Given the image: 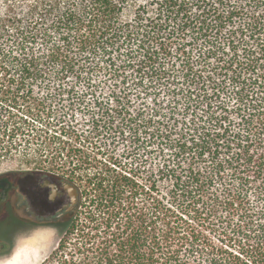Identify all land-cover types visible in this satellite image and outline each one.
<instances>
[{
    "label": "trees",
    "instance_id": "16d2710c",
    "mask_svg": "<svg viewBox=\"0 0 264 264\" xmlns=\"http://www.w3.org/2000/svg\"><path fill=\"white\" fill-rule=\"evenodd\" d=\"M18 151L85 165L41 264H264V0H0Z\"/></svg>",
    "mask_w": 264,
    "mask_h": 264
},
{
    "label": "flooded vegetation",
    "instance_id": "af4514ba",
    "mask_svg": "<svg viewBox=\"0 0 264 264\" xmlns=\"http://www.w3.org/2000/svg\"><path fill=\"white\" fill-rule=\"evenodd\" d=\"M46 180L56 183V195ZM64 178L41 172H23L5 175L0 186V223L21 227H56L67 223L72 212H67L65 204L69 202L67 191L62 182ZM69 181V180H68ZM37 192L39 197L30 196Z\"/></svg>",
    "mask_w": 264,
    "mask_h": 264
},
{
    "label": "rangeland",
    "instance_id": "374dc122",
    "mask_svg": "<svg viewBox=\"0 0 264 264\" xmlns=\"http://www.w3.org/2000/svg\"><path fill=\"white\" fill-rule=\"evenodd\" d=\"M44 167L49 168L48 163L42 165L26 163L19 155V151L14 156L0 157V186L7 174H20L28 171L41 172ZM84 167L85 165L78 163L74 175L71 174L80 194L84 190V179L80 174L84 171ZM30 196L39 197L35 191L30 192ZM72 219L73 214H70L66 224L58 225L55 228L38 224L21 227L0 223V264H10L16 255H18V258L14 260L17 261L16 264H41L56 249Z\"/></svg>",
    "mask_w": 264,
    "mask_h": 264
},
{
    "label": "water",
    "instance_id": "95a60500",
    "mask_svg": "<svg viewBox=\"0 0 264 264\" xmlns=\"http://www.w3.org/2000/svg\"><path fill=\"white\" fill-rule=\"evenodd\" d=\"M47 185L51 186L53 189L52 198L56 195V189L57 187L56 183H51L48 180H46ZM64 189L67 191L69 202L65 204V208L67 212H73L75 208L79 204V197H80V191L79 188L76 186L75 183L64 180L62 182Z\"/></svg>",
    "mask_w": 264,
    "mask_h": 264
},
{
    "label": "bare ground",
    "instance_id": "6f19581e",
    "mask_svg": "<svg viewBox=\"0 0 264 264\" xmlns=\"http://www.w3.org/2000/svg\"><path fill=\"white\" fill-rule=\"evenodd\" d=\"M18 258V255H16L13 259H12V262L10 264H16V262L14 260H16Z\"/></svg>",
    "mask_w": 264,
    "mask_h": 264
}]
</instances>
